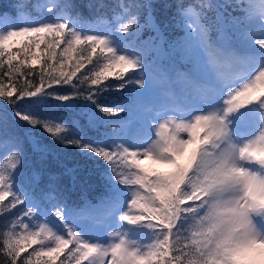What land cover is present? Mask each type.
<instances>
[{"label":"snow or ice","instance_id":"6c2138e0","mask_svg":"<svg viewBox=\"0 0 264 264\" xmlns=\"http://www.w3.org/2000/svg\"><path fill=\"white\" fill-rule=\"evenodd\" d=\"M38 6L52 15L23 0L0 12V98L11 107L0 115V264H264V0L199 10L177 0L169 52L182 69L153 60L164 37L150 11L140 20L150 3L89 0L88 18L71 0ZM50 99L82 101V114H46ZM26 142L41 160L75 149L104 181L99 203L77 211L41 188L20 167Z\"/></svg>","mask_w":264,"mask_h":264},{"label":"trees","instance_id":"16d2710c","mask_svg":"<svg viewBox=\"0 0 264 264\" xmlns=\"http://www.w3.org/2000/svg\"><path fill=\"white\" fill-rule=\"evenodd\" d=\"M192 1L193 0H182L183 4L186 7L192 4ZM212 1H217L220 3L224 2V0H211V2ZM17 2L18 0H0V12L10 11L11 9L9 6ZM23 2L27 3L30 6V14L37 18L40 15H52L51 13H47L46 11L42 12L40 9L37 11L35 10L37 5L41 3V0H23ZM71 2L75 3L78 6L77 11L80 12L83 17L88 18L92 15L89 9L84 7V5L89 2V0H71ZM104 2L111 8L112 6L116 5L117 0H104ZM123 2L126 4L150 3L151 9L142 8L140 10L141 22L148 18L147 12L150 11L155 23L160 25V28L163 32V37L165 38L166 42H169L171 40L174 41L177 35L181 37L179 25L173 26L172 24L173 17L176 14L177 0H123ZM197 10H199V7L197 8ZM105 11L109 16L111 15V11L109 9H106ZM228 11H231V9H228ZM233 14L235 15L237 13ZM209 16H214V13L209 12ZM147 33H150V30L146 28L143 31L142 36L145 37ZM162 62L165 66L174 67L176 69L183 68V64H180L177 61L176 57H172L171 59H163ZM91 67L92 65H88L86 69L82 70V72L78 73L77 75H82L83 72H86L88 68ZM29 79H33L35 83H39L38 77H29ZM21 82H23V79H21ZM57 90L61 91L62 93L71 92V88L68 86L59 87ZM48 91H52V89H48ZM128 94V90L125 89L124 92L110 93L108 94L107 98L108 100L120 102L124 98H126ZM20 103H23V101H21ZM58 103L59 102L50 99L47 105L41 108V111L56 117L62 116L69 122L73 118L78 117L82 114V101L70 102L75 104V106L70 109L57 107ZM5 108H7V111L11 113V107L7 106L2 98H0V115L3 114ZM124 117L125 115L121 114L119 117H111L110 119L117 120ZM8 130L10 132L14 131L20 136L24 135L23 129H15L13 128L11 123H9ZM24 147L26 155L20 167L25 172V174L39 173L38 183L41 188H56L69 202H75V204L78 206L77 211L82 210L84 212H87L90 210L91 205L99 203L100 198L104 194V181L101 179L100 175L97 172L91 170L92 166L90 164L88 166V170L84 169L85 162L77 155L75 149H69L67 152L55 150L50 153L46 159L41 160L38 154L32 152L31 146L27 142L25 143ZM77 165H79L80 167L77 170L76 179L74 180L73 176L65 174L64 168L65 166L75 167ZM50 181H52V183H50ZM18 207L22 208L23 206L21 205ZM15 211L17 210H13V212ZM6 219H8V217H0V226L4 224ZM33 247L38 246L34 245ZM28 251L30 252L32 251V249H29ZM26 255L27 253H23L22 258Z\"/></svg>","mask_w":264,"mask_h":264},{"label":"rangeland","instance_id":"374dc122","mask_svg":"<svg viewBox=\"0 0 264 264\" xmlns=\"http://www.w3.org/2000/svg\"><path fill=\"white\" fill-rule=\"evenodd\" d=\"M39 5V4H38ZM37 5V7H36V11L38 10V8H39V6ZM177 36H179V35H177ZM175 37V39H174V41L175 40H177V39H179V37ZM149 36H147V38H148ZM146 38V39H147ZM145 39V40H146ZM172 43V42H171ZM171 43H167L166 41H163V48H162V51H161V53L159 54V56H157V57H153V60L154 59H159V58H163V57H166V54L167 53H170L169 52V47H170V45H171ZM175 53V52H174ZM177 60L181 63V62H183L179 57H177ZM230 71H231V69H230ZM229 71V72H230ZM154 114V113H153ZM122 119H126V117H124V118H122ZM139 130V125L136 123V121H135V119L133 120V123H132V125H130L129 126V132H137ZM145 167H159V166H155V165H152L151 164V162H145ZM160 170L161 171H167V169H165V168H160Z\"/></svg>","mask_w":264,"mask_h":264}]
</instances>
